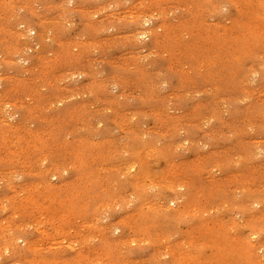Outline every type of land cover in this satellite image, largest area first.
Masks as SVG:
<instances>
[{
  "label": "rangeland",
  "instance_id": "obj_1",
  "mask_svg": "<svg viewBox=\"0 0 264 264\" xmlns=\"http://www.w3.org/2000/svg\"><path fill=\"white\" fill-rule=\"evenodd\" d=\"M0 264H264V0H0Z\"/></svg>",
  "mask_w": 264,
  "mask_h": 264
},
{
  "label": "bare ground",
  "instance_id": "obj_2",
  "mask_svg": "<svg viewBox=\"0 0 264 264\" xmlns=\"http://www.w3.org/2000/svg\"><path fill=\"white\" fill-rule=\"evenodd\" d=\"M144 29V28H143ZM140 33V32H139ZM244 33V32H243ZM251 76V75H250ZM255 77V76H254ZM246 79V78H245ZM245 83V82H244ZM247 96V95H246ZM58 100V99H57ZM12 118V117H11ZM6 120V119H5Z\"/></svg>",
  "mask_w": 264,
  "mask_h": 264
}]
</instances>
